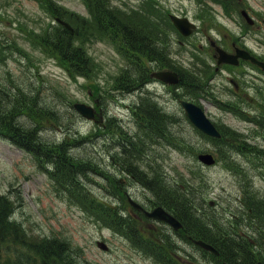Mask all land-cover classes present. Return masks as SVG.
<instances>
[{"label": "rangeland", "instance_id": "374dc122", "mask_svg": "<svg viewBox=\"0 0 264 264\" xmlns=\"http://www.w3.org/2000/svg\"><path fill=\"white\" fill-rule=\"evenodd\" d=\"M60 1L79 13L86 11L81 0ZM208 1L209 3L202 7L198 0H184L183 8L187 14L199 23L201 18L205 17L207 24L201 25L197 39H192L187 44H174L168 47V52L171 51L169 62L174 63L181 71H187L189 68H196L198 71V66L206 65L204 61L210 63L212 57L206 53L207 50L210 51L207 47L208 37L215 39L219 32L225 33L223 28H227L236 36L239 34L240 26L222 18L221 6ZM117 2L113 0V3L118 4ZM246 2L263 18L260 19V28L254 29L251 35L247 36L246 42L262 53L264 0ZM119 4L128 8L136 6L138 2L121 0ZM201 7L207 9L201 11ZM199 13L202 14L201 18ZM44 16L43 9L34 0H0V43L9 42L15 46V49H6L3 55L0 54V86L8 87L9 92L13 87H20L28 93L33 89L40 103L57 113L58 122L50 120L43 124L39 128L41 135L56 141H61L66 135L72 139H78L77 137L81 135L89 136L91 140L84 139L77 143L72 148L73 152L96 160L108 172L104 178L95 172H89L88 188L94 194L95 201H85L58 183L48 169L39 167L29 152L0 136V193L10 196L15 203V216L24 227L37 235L67 239L74 252L80 255L79 260L82 264H162L149 251L141 252L132 247L110 220L107 221L109 224L107 226L103 223L106 221L103 203L126 206L122 199L123 189L128 188V191L140 200L149 202L155 200L148 190L143 189L141 183L127 173V170L117 165V162L124 165L125 159L133 162L135 159L123 156L121 150L116 148L117 139H113L116 133L122 136L128 129L142 137L143 143H148L145 130H150V127L146 126V123L138 122L133 111L135 101L141 96L146 97L145 99L148 96L140 95V91L128 94L114 88L116 76L127 66L124 56L126 50L120 44L102 39L79 41L85 51L94 58L95 67L91 72L93 74L91 80L85 76L79 77L78 73L70 71L59 57L45 52L37 43L38 39L29 34L32 27L39 29L44 25ZM220 20L221 24L218 23ZM234 39L235 37L226 38L228 44ZM212 84L214 82L210 84L209 89ZM174 90L181 94L191 91L186 89L183 92L181 88L173 89L172 85L163 87L160 84L151 91L154 92L152 95L159 105L169 113L165 114L163 119L168 120L167 123L170 124L173 117H177L176 135L171 125L169 129L170 136L172 138L177 136L180 143L173 144L169 141L171 138L149 139L150 145L146 148L148 154L145 155L142 164L147 166L148 163L157 162L166 172L168 179L172 177L180 179V175H184L190 182L194 180L198 183V179L203 178V185L200 187L197 185L198 190L203 192L205 200L209 201V205L206 201L202 203V210L205 213H209L211 206L218 203L222 205L218 206V213L235 211L239 204L237 197L243 192L240 187L243 186L242 175L237 172L248 174L250 183L248 188L254 193L264 195L262 176L264 158L263 161H260V158L247 161L244 155L233 152L228 160H222L215 166H204L198 161L197 153L207 148L213 150V142L199 133L189 121L179 101L182 96L175 95ZM184 94L182 98L188 97ZM0 102H3V99H0ZM75 102L93 105L96 107V114L100 115H96V120L84 118L73 108L72 104ZM202 103L212 119H220L223 116V113L208 101L203 100ZM10 106L8 104L5 109ZM27 117L29 116L25 115L24 122L30 124ZM229 122L244 135L254 129L239 116L231 115ZM118 125L126 128H117ZM249 141L253 139H248L247 142ZM179 147H187L188 151ZM254 160L259 162L262 170L256 167L255 170L252 169ZM226 165L242 170L235 172ZM113 174L116 178L124 180L120 183V188L114 183ZM201 216L204 218L202 214ZM140 222L148 227V231L143 233L147 237H155L158 234L155 231L162 230L153 227L144 219ZM209 222L212 223L214 220ZM98 241H104L109 249L104 251L99 248ZM17 254L18 249L13 246L4 252V258L14 261ZM195 254L197 255V259H193L195 264H203L204 260L200 253Z\"/></svg>", "mask_w": 264, "mask_h": 264}, {"label": "trees", "instance_id": "16d2710c", "mask_svg": "<svg viewBox=\"0 0 264 264\" xmlns=\"http://www.w3.org/2000/svg\"><path fill=\"white\" fill-rule=\"evenodd\" d=\"M103 24L111 23L115 29L124 30L126 40L129 42V48L132 51L142 52L151 56L152 53L160 55L162 60H166L165 46H156L149 39L151 34H143L129 20H119L118 16H114L111 11L104 9L101 14ZM76 38L84 41V34L77 28L69 31L64 26H58L50 34L41 37V44L51 54L59 57L72 72H76L85 76L92 77L91 72L94 71V60L85 53L83 47L76 43ZM136 54V53H135ZM138 57L135 56L133 62L135 68L124 70L121 75L116 78V86L124 91H131L139 87L146 79L148 69L138 63ZM166 63V61H165ZM17 91V92H16ZM11 92H0V133L7 136L15 145L29 151L36 163L41 168L48 169L55 180L69 189L70 192L76 194L85 201L94 202L95 197L86 188L89 181V172H95L102 176L107 173L100 164L94 159L85 158L73 152V147L84 139L91 140L89 136H78V139H72L66 135L61 141L55 139L49 140L41 135L40 127L55 120L58 122L57 113L49 107L40 103L35 93H26L21 88ZM32 92V91H31ZM10 104L8 109L5 107ZM26 104L28 109H26ZM145 119H150V126L154 131L164 132L163 117L159 110H155L150 106H143ZM28 113V114H26ZM28 115L29 123L25 124L24 117ZM152 122V123H151ZM154 124V127H153ZM117 133L115 134V136ZM115 136L113 139H116ZM125 146L116 147L121 149L123 156L130 152L128 148L135 147V143L129 139L124 140ZM126 145H128L126 147ZM140 153V151H139ZM135 157V155H133ZM127 163V171L129 170L148 188H150L160 199L161 203L168 209L173 210L175 214L184 220L188 227V232L194 237H202L210 239L217 245L220 255L209 253L210 260L215 264H255L260 253L242 251L241 248L221 243V237L215 240L213 231L209 229L204 222L197 216L188 193L183 195L171 193L162 184L158 183L157 178L148 176L142 171H138L137 167L131 168L132 162L125 160ZM121 166V165H120ZM129 168V169H128ZM114 183L119 182L113 175ZM15 203L10 196L0 194V264H82L79 260L80 255L75 253L71 243L65 239L50 236H40L29 231L24 227L15 216ZM106 208V206L104 207ZM122 212L110 211L107 214L114 224L118 227H124L129 231V236L137 243H149L143 235L136 229L132 222H122L119 220ZM161 244H153L155 254L164 259L169 264H180L179 261L168 255L169 248H173L174 244L169 240L161 239ZM147 243V244H148ZM151 244V245H150ZM15 246L18 249L17 257L14 261L4 258V252ZM233 246V247H232ZM241 247V245H238ZM246 248L247 245L244 244Z\"/></svg>", "mask_w": 264, "mask_h": 264}, {"label": "water", "instance_id": "95a60500", "mask_svg": "<svg viewBox=\"0 0 264 264\" xmlns=\"http://www.w3.org/2000/svg\"><path fill=\"white\" fill-rule=\"evenodd\" d=\"M174 19H175L174 21L176 22V24H179V26L182 27V25L180 23H178V21H177L178 19L177 18H174ZM224 60L228 61V62L232 61V59L230 57H226ZM157 76H159L160 78L165 79L167 81H171V82L177 81L176 74L172 73V72L162 71V72L157 73ZM168 76H170V78ZM183 105L186 109L188 116L191 118V120L199 128H201L202 130H204L205 132H207L208 134H211V135H218L219 134L218 131L216 130L215 126L206 118L204 112L199 107L195 106L192 103H188V102H184V101H183ZM75 107L84 116H86L88 118H92L94 115L93 109L90 106H87V105L82 104V103H77V104H75ZM199 157L201 160H203L204 162H206L208 164L214 162V159H213L212 155H210V154H202ZM147 214L149 216H153V217H156L159 219H165V220L169 221L170 223H172L176 228L180 226V223L172 215L167 213L161 207H156L153 211L147 212ZM196 243H198V244H200L206 248L214 250V248L211 245H209V244H207L201 240L196 241ZM258 264H263V263L259 262Z\"/></svg>", "mask_w": 264, "mask_h": 264}, {"label": "flooded vegetation", "instance_id": "af4514ba", "mask_svg": "<svg viewBox=\"0 0 264 264\" xmlns=\"http://www.w3.org/2000/svg\"><path fill=\"white\" fill-rule=\"evenodd\" d=\"M234 13L233 12H226V15L232 17ZM249 13L252 15L251 11ZM254 16H255V14H254ZM254 27H259V24L258 23H254L249 28H254ZM242 30H244L243 27H242ZM247 33H248V31L241 33L240 34V36H241L240 39H245ZM220 45L223 46V47H228L224 43H221ZM243 45H244L243 42L238 44L237 41H232V43H231V46H233V47L240 46L242 48H245V47H243ZM263 58H264L263 55H259V59L262 60ZM251 63L252 62L250 60H242L241 59L239 65L237 67H242V66L246 67L247 64L251 65ZM251 66L253 67V65H251ZM245 72H246L245 70H242V71H240V70L229 71V73H231L230 74L231 77H230V81H229L232 84L231 87H230L231 90L225 91L224 93L219 94V98L223 99L224 102L222 100H220V101L222 103H224L225 105L230 107L231 100H234V98L236 100L242 102V103H245V104L254 102V100H256L255 104H258L259 107H261V105L264 106V95L258 93V95L255 94L253 96L251 93L246 92L245 91L246 88H245L243 82L241 81V79H238V78H242L243 74ZM256 72H260V71L257 70ZM218 144H222V139H220Z\"/></svg>", "mask_w": 264, "mask_h": 264}]
</instances>
